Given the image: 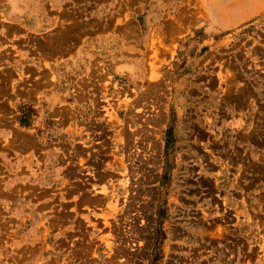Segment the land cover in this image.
<instances>
[{
  "label": "rangeland",
  "instance_id": "rangeland-1",
  "mask_svg": "<svg viewBox=\"0 0 264 264\" xmlns=\"http://www.w3.org/2000/svg\"><path fill=\"white\" fill-rule=\"evenodd\" d=\"M44 1L0 4V264H264V0Z\"/></svg>",
  "mask_w": 264,
  "mask_h": 264
},
{
  "label": "crops",
  "instance_id": "crops-1",
  "mask_svg": "<svg viewBox=\"0 0 264 264\" xmlns=\"http://www.w3.org/2000/svg\"><path fill=\"white\" fill-rule=\"evenodd\" d=\"M0 4L2 5L3 14L6 17L7 22L20 24V20L29 19L30 25L24 27L28 30L40 32V30L46 28L45 26H47V24L54 23V20H52L48 14L49 7L45 6L44 0H37L36 2L35 0H0ZM7 45L6 49L11 55L10 64L16 61H20V64L24 63L20 59V54L15 53L11 44L8 43ZM80 50H82V48H80ZM53 63H55V61H51V64ZM57 95L58 92L42 91L40 92V99H45L47 102L52 104L55 102ZM84 99L85 97L82 96V111L85 107Z\"/></svg>",
  "mask_w": 264,
  "mask_h": 264
},
{
  "label": "trees",
  "instance_id": "trees-1",
  "mask_svg": "<svg viewBox=\"0 0 264 264\" xmlns=\"http://www.w3.org/2000/svg\"><path fill=\"white\" fill-rule=\"evenodd\" d=\"M19 121H20V122H22V121H23V119H22V116H21V115L19 116Z\"/></svg>",
  "mask_w": 264,
  "mask_h": 264
}]
</instances>
